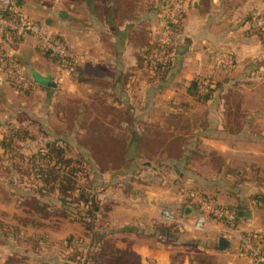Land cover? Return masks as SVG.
Listing matches in <instances>:
<instances>
[{
    "label": "crops",
    "instance_id": "crops-1",
    "mask_svg": "<svg viewBox=\"0 0 264 264\" xmlns=\"http://www.w3.org/2000/svg\"><path fill=\"white\" fill-rule=\"evenodd\" d=\"M31 1H23L25 13ZM144 1L56 0L46 15L60 22L46 18L47 27L79 56L82 73L67 76L31 35L9 47L5 52L32 78V73L50 76L57 86L40 84L27 94L0 78V140L11 128L28 136L38 124L46 132L48 103L37 100L32 108L27 96L76 97L77 118L85 110L86 119L70 137L92 173L99 200L94 226L102 229V240L134 251L143 264H261L237 245L240 233H264V205L258 202L264 198V34L256 22L264 14V0H179L172 66L160 81L144 78L141 47L131 41L132 30L147 18L153 34L161 26L159 15L144 11ZM82 76L89 90L80 84ZM205 76L218 87L213 97L200 101L189 88ZM87 96L102 101L84 102ZM111 143L122 148L106 145ZM23 147L26 157L36 152ZM4 153L0 146V159ZM118 158L123 162L115 163ZM1 188L7 198L0 195V223L13 220L9 225L21 229L14 223H23L27 214L8 195L17 189ZM193 193L236 211L239 231L213 219L203 231L194 230ZM166 210L176 219L166 217ZM77 225L70 237L82 243L87 238L93 250L98 248L97 239ZM220 238L228 241L225 249ZM12 246L5 238L0 243V264L14 251L26 250Z\"/></svg>",
    "mask_w": 264,
    "mask_h": 264
},
{
    "label": "trees",
    "instance_id": "trees-1",
    "mask_svg": "<svg viewBox=\"0 0 264 264\" xmlns=\"http://www.w3.org/2000/svg\"><path fill=\"white\" fill-rule=\"evenodd\" d=\"M127 1L131 4L133 2V0ZM177 1L179 0H146L143 3V9L149 15H152L153 18L155 17V15H159L160 18L162 16H165L164 14L161 15V13L166 10L168 12ZM2 13H5V15L7 14L6 12H2L0 10V14ZM148 20H150V18H147L146 21L144 20L138 29L132 30L131 41L137 47H141V55H138V64L143 69V71H145V73H147L153 81L165 80V74L172 66V61L170 60L168 62L160 63L154 62L151 59V56L153 54H160L164 50V48H161L159 46V40L154 37V34L149 27L150 23H148ZM180 22L181 16L178 22L173 26L174 35L176 34L175 32H178L176 30H178ZM261 31L264 34V29H262ZM5 34L10 35L13 38V43L9 46L6 43L0 44V53L5 52L9 47L17 44L19 41L25 38L24 35L18 34L11 29H5ZM174 35L172 36L171 45L168 46V48L165 50H170L171 52L175 50V39L173 38ZM55 37L59 38L57 35H55ZM37 45L39 47V50L43 54H46L49 58L57 62L61 61L59 57L52 55L51 52L43 49L38 43ZM12 61L16 62L18 65L22 64L20 60L16 59L13 56ZM67 65L69 71L73 68L71 71L78 72L81 75L82 70L80 64L75 63L73 60H68ZM202 78L203 77H198L193 80L189 89L191 94L194 95L198 100L206 101L214 96V91L218 86L214 81V86L209 87L208 91L202 94L199 90ZM7 83L15 86L20 91H25V93L27 94L31 93V91L34 90L37 85H40L35 81H33V84L27 86L10 81H7ZM43 87L45 88V86ZM77 103L78 101H74L72 103L68 102L65 111H62L61 109L57 111L58 116H60V118H64V113H66L65 115H68L70 113L74 115L75 113H77L74 109ZM82 114L83 117L86 118L85 110H83ZM72 130H74V128ZM52 135L54 138L51 140L50 144H45L43 148H40L34 154V156H31L33 161L35 159H38L40 162L38 166H33L32 169H25L14 163L12 165L5 166V160H11L13 162L16 157L22 159L30 157H26L25 155H23V153L20 152L18 148L21 144H17V142H19L18 139L23 138V136H27V132L21 130L19 132H14L7 137H3L0 140V146L5 153L4 157L0 159V168H4V172H6L5 176L11 177L13 170L15 169L33 178L32 181L35 183V186H33V190L31 187H28L32 193H29L26 196V199L21 202L23 204L21 206L24 207L28 215L27 218L23 219V223H28L31 220V217L36 219V216H43L47 218L48 216L53 214H66V211L69 210V205L71 204L70 209L75 210V214H77V220L86 225L88 231L91 232L92 225L94 224L96 210L97 207H99V200L94 185L89 176V172L84 168V166H82V163L85 162V158L83 157V154L80 152V150L78 151V148L72 143L70 137L71 134L67 135L56 133ZM82 145L87 147L86 143ZM106 145L111 146L112 149H116L120 146L117 143ZM103 147L105 146L101 143L100 148L102 149ZM104 160L107 161V158H104ZM114 161L117 164L122 163L123 158H118ZM79 174H82L84 176V181L82 183H80L79 179H77V175ZM0 191L1 193L7 195L5 189L0 188ZM76 191L78 192L77 195L74 194ZM49 195L58 197L63 205L61 204L59 207L54 205V208L51 207V203L46 201V197H48ZM68 197L70 198V202L62 200L64 198L67 199ZM206 198L211 200V198L209 197ZM258 202L264 205V198L261 199V197H258ZM8 227L19 230L18 228L9 224L0 223V243L4 239L3 236L7 235L6 228ZM89 234L90 233L88 232V235ZM259 236L260 234L255 235V241H261V238ZM93 237L95 239H98L97 242L99 243L98 248H96L95 250L91 249V247L89 246L85 249L82 246L75 245L73 243L74 238L70 237L67 245V247L69 248V260L64 262V264H143L134 251L130 249L118 248L114 243L102 240V237L97 233L93 234ZM40 239V237H29L24 239L22 238V240L20 241L21 244L24 245L26 250L24 252L14 251L10 256L7 257L4 264H51L50 262L42 259V257L40 256H38L37 259L34 256H31L33 252L39 254L41 247ZM79 243L82 242L79 241ZM35 250L38 252H36ZM29 260H34L36 261V263L29 262Z\"/></svg>",
    "mask_w": 264,
    "mask_h": 264
},
{
    "label": "rangeland",
    "instance_id": "rangeland-1",
    "mask_svg": "<svg viewBox=\"0 0 264 264\" xmlns=\"http://www.w3.org/2000/svg\"><path fill=\"white\" fill-rule=\"evenodd\" d=\"M56 0H32L31 3L29 4V6L27 7L26 13L25 11L22 10V8H18V12H20L23 16L30 18L31 20L41 23L43 24V26H48L46 23V18H53L56 22H60L58 18H55V16L53 15H46V12L50 11V8L54 5V2ZM68 3L71 0H65ZM2 3V0H0V5ZM52 12V11H51ZM50 16V17H49ZM39 18V19H38ZM41 19V20H40ZM164 19L165 16L160 17V28L157 31V34H154V37H156L159 40V35L161 34L162 30H163V24H164ZM38 20V21H36ZM179 31V28L178 30ZM159 32V33H158ZM176 34L174 35V39L177 38V32H175ZM54 34V33H53ZM76 56L78 57V64H80V58L79 56L76 54ZM152 57V56H151ZM67 67L62 68V71L66 73L67 76H72L73 73H75V71H69L66 70ZM63 74V73H62ZM145 74V73H144ZM146 77V79L152 80L150 78V76L146 73V76L144 75V78ZM86 77L82 79H80V84L82 83L83 89L84 90H89V88L87 87L86 84H84ZM57 82L60 83V79L58 77H56ZM2 81V80H1ZM84 81V82H83ZM5 82V80H4ZM58 83V84H59ZM99 88H102L103 86L99 85ZM62 90V89H61ZM64 91V90H62ZM86 91H84L83 93H85ZM29 97V106L33 108V106L36 105V101H43L42 99H44V101H46V103H48V108H49V116L46 117V121L45 122L47 124V130L46 132L42 129V126H39L38 124H34V126L32 125V127H30L32 130L31 132L28 134V136H23V138L18 139L19 142H17V144H21L18 148L19 151L22 152L24 150V147H28L26 149V151H38V148H43L44 146V142L45 143H49L51 142V140L54 138L52 134H67L70 135L71 133L73 134L72 130L73 128H75L76 123L80 121H84L83 115H81L79 118H77L79 115L78 114H68L65 115L66 113H64V118H59L57 120L56 116L57 115V111L59 109H61L62 111H65L66 107H67V103H72L74 101H78V103H81L80 100L76 97L73 96H67L65 93L60 94L59 92H57V94L52 93V95H49L48 97H42L41 99L38 98L37 96H27ZM72 97V98H71ZM88 97V96H87ZM38 98V99H37ZM77 99V100H76ZM83 99V98H82ZM98 101H102L101 97L96 96V97H88L84 98V102H91L96 100ZM84 109L87 107L85 105H83ZM33 110V109H32ZM36 111V109H34ZM38 110V109H37ZM37 113H34L36 118H40V121H45V119L43 118V113L41 111H36ZM86 113V112H85ZM60 117V116H58ZM86 117V116H85ZM75 120V121H74ZM73 124V127H72ZM41 127V128H38ZM12 129V130H11ZM8 131V134H13L14 132H19L21 131V128H11ZM80 130V128H79ZM52 135V136H51ZM84 140V139H83ZM23 143V145H22ZM31 153L29 156V158H27L26 160H22L19 157H16L14 159V161L12 162L11 160H5V166H9L14 164H20L23 168L25 169H32L33 166H38L40 164L39 160L35 159L33 161V159L31 158V156H34V154L36 153ZM74 153V151H73ZM71 156V155H70ZM32 159V160H31ZM206 161H208L206 159ZM19 165V166H20ZM79 165V164H78ZM77 165V166H78ZM82 166H84V168L86 170H88V172L90 173L89 175L92 176V173L90 171V169L88 168L87 164H86V160L85 162L82 163ZM130 168V167H129ZM129 170V169H128ZM4 172V168H0V188L2 186L5 187H9L11 190H15L17 189L16 193L13 194H9L10 196V200H13L14 203L23 205L21 202H23V200L26 199V196L30 193H32L28 187H31L33 190V186H35V183L32 181V177L28 176L26 174H23L22 172H20L19 170H13V173L10 176H5ZM77 179H79V182L82 183L84 181V176L82 174L77 175ZM28 190V191H27ZM75 195L78 194V192L76 191L74 193ZM1 198H7L6 194H3L0 192ZM24 195V196H23ZM43 199V198H42ZM46 201L51 203V207L54 208V205L56 206H60L62 204L61 200L58 199V197H55L54 195H49L48 197H46ZM62 200H66L67 202H70V198L68 197L67 199H62ZM63 205V204H62ZM71 208V204L69 205ZM23 208V206H20ZM68 211H66V214H53L46 217H38L36 216V219L34 218H30L31 220L28 223H14L16 224V226H18L19 230H16L14 228H6L7 229V235L3 236L5 239H7V241L9 243H11L13 246L12 247H24L23 244H21L22 238H29V237H40V251L39 254L33 252L31 254V256L35 257L37 259L38 256L42 257V259H44L45 261L50 262L51 264H64V262H66L67 260H69V248L67 247L69 239H70V235L71 233H75V230L77 231L78 229V225H81L84 228V233L89 234V237H92L93 234L97 233L99 235V233L102 231L101 228H97L95 229L94 224L92 225V230L91 232L88 231L86 225L82 224L79 220H77L76 215L75 214V210L70 209ZM24 212L26 213V211L24 210ZM16 214V213H15ZM27 214V213H26ZM28 215H26L25 218H27ZM24 218V219H25ZM16 221V220H15ZM9 221L8 224H13V220ZM40 225V226H39ZM79 232V231H78ZM82 232V231H81ZM39 235V236H38ZM98 241V239L96 240ZM73 243L75 245H79L82 246L83 248H87L88 246L91 247L92 249V245L87 242V238L84 240V243H79L78 239H74ZM39 249V248H37ZM36 249V250H37ZM35 250V251H36ZM38 252V251H36ZM98 254V253H97ZM29 262L32 263H36V261L34 260H29Z\"/></svg>",
    "mask_w": 264,
    "mask_h": 264
},
{
    "label": "built area",
    "instance_id": "built-area-1",
    "mask_svg": "<svg viewBox=\"0 0 264 264\" xmlns=\"http://www.w3.org/2000/svg\"><path fill=\"white\" fill-rule=\"evenodd\" d=\"M17 0H2L0 10L5 13L0 14V44L6 43L8 46L13 43V38L5 34V29H11L18 34L36 38L37 43L45 50L51 52L52 55L61 59L60 66L69 70L67 62L73 60L78 63V57L73 50L62 39L56 38L47 26L35 22L28 17L23 16L18 12L16 6ZM181 16L180 2L177 1L168 11L164 19L163 30L159 35V46L164 48L160 54H153L151 59L154 62H168L172 59L173 53L170 50H165L171 45L172 36L174 33V24L178 22ZM256 22L261 29H264V14L257 16ZM228 65L231 63L228 60L222 59V62ZM73 69V68H72ZM71 69V70H72ZM0 78L6 81L14 82L22 85L33 84V78L16 62L12 61V56L7 52L0 53ZM214 80L211 76H205L199 86L200 92L206 93L209 87H213ZM191 200L197 205V215L192 223L193 229L203 231L210 219L218 220L227 223L231 227V232L238 230L236 211L221 207L204 196L193 193ZM166 217L176 219L175 213L165 211ZM239 231V230H238ZM239 243L237 249L245 255L250 256L254 261L264 263V233L260 234L261 241H255V235L238 234Z\"/></svg>",
    "mask_w": 264,
    "mask_h": 264
},
{
    "label": "water",
    "instance_id": "water-1",
    "mask_svg": "<svg viewBox=\"0 0 264 264\" xmlns=\"http://www.w3.org/2000/svg\"><path fill=\"white\" fill-rule=\"evenodd\" d=\"M24 0H17L16 1V6L18 8L21 7L22 3ZM61 17H64L65 14H59ZM33 79L36 83L47 86V87H51V88H55L57 86L56 82L50 77V76H41L38 73H32ZM189 211V210H187ZM239 216H249L250 212H243V211H238L237 212ZM228 246V241L225 238H220L219 240V247L220 249H225ZM261 264H264L263 262H259Z\"/></svg>",
    "mask_w": 264,
    "mask_h": 264
}]
</instances>
